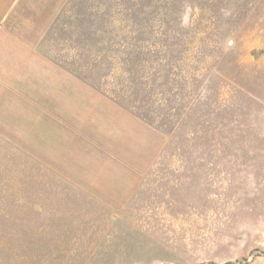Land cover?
Returning <instances> with one entry per match:
<instances>
[{
	"label": "rangeland",
	"instance_id": "rangeland-1",
	"mask_svg": "<svg viewBox=\"0 0 264 264\" xmlns=\"http://www.w3.org/2000/svg\"><path fill=\"white\" fill-rule=\"evenodd\" d=\"M0 264H264V0H0Z\"/></svg>",
	"mask_w": 264,
	"mask_h": 264
},
{
	"label": "crops",
	"instance_id": "crops-1",
	"mask_svg": "<svg viewBox=\"0 0 264 264\" xmlns=\"http://www.w3.org/2000/svg\"><path fill=\"white\" fill-rule=\"evenodd\" d=\"M158 165H149L150 168H156ZM172 168L179 167L180 169H172L171 172H174V174H171L167 176L166 178H170L171 182L177 181L180 179V182H186V186H174L170 188L169 194H179L180 196H188L190 191L193 190V187L190 186L189 183H192L194 181H198L200 178H203V175L200 174L203 170L200 169V165H171ZM117 169H114L115 172L125 173L122 175H119V177L122 178H144L147 175L138 174L140 172L145 171H151V170H144L139 169V166H132V165H119L116 167ZM192 168V169H188ZM179 172V173H178ZM188 172H191V174H188ZM199 190L197 189V192ZM182 219H188L190 218V215L188 213H182L181 214Z\"/></svg>",
	"mask_w": 264,
	"mask_h": 264
}]
</instances>
